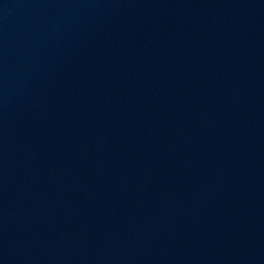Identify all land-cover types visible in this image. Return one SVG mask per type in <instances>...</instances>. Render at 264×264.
I'll return each mask as SVG.
<instances>
[{"label": "water", "instance_id": "1", "mask_svg": "<svg viewBox=\"0 0 264 264\" xmlns=\"http://www.w3.org/2000/svg\"><path fill=\"white\" fill-rule=\"evenodd\" d=\"M11 0H0V29L6 16Z\"/></svg>", "mask_w": 264, "mask_h": 264}]
</instances>
